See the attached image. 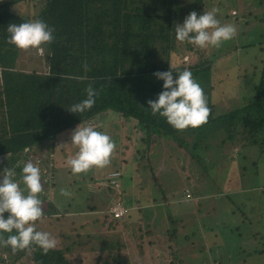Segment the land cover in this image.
<instances>
[{
	"label": "trees",
	"instance_id": "trees-1",
	"mask_svg": "<svg viewBox=\"0 0 264 264\" xmlns=\"http://www.w3.org/2000/svg\"><path fill=\"white\" fill-rule=\"evenodd\" d=\"M256 1L264 4V0ZM29 10L31 14L27 15ZM203 10V0H0V170L13 168L18 180L25 160L31 159L39 165L42 191L38 196L43 216L34 222L36 230L47 231L41 230L40 225L48 218L50 234L55 232L51 226L54 223L49 220L56 211L55 205L46 198L49 187L56 181L53 178L64 154L61 151L65 146H72L69 144L71 134H68L80 121L97 125V130L106 132L112 140L120 139L119 132L126 128L129 134L137 135L141 148L172 142L197 160L201 158L200 152L210 147L224 151L238 148L244 160L249 154L255 157L263 154L264 59L260 60L259 81L247 86L241 94V103L230 112L216 115L214 94L219 92V97H228L234 75H239L238 80L242 77L245 80L246 75L240 69L235 74L230 72L235 69L236 62L234 65L229 59L232 50L225 45L201 49L174 39L175 24L181 23L189 12L199 15ZM235 14L230 15L231 18H239ZM33 18L42 19L53 29V42L43 53L34 49L21 50L6 41L8 24ZM257 18V21L264 20V17ZM234 40L235 36L226 42ZM258 45L262 49V42ZM237 48L234 46V50ZM186 55L189 59L184 61ZM192 57H196L195 60ZM251 67L254 69L256 65ZM184 69L192 72L202 88L209 114L202 125L178 130L163 117L153 115L146 102L154 100L161 91L163 82L153 76L154 72L172 70L175 74ZM80 75L86 79L69 78ZM89 83L98 92L93 106L86 112H69L70 105L85 98L84 89ZM105 112L118 114L123 119L120 124L116 123L115 135L103 128L106 124L100 125ZM229 157L226 156V163H230ZM68 172L71 173L69 169ZM119 177L121 179V172ZM114 191L117 194L111 204L121 203L129 209L120 190ZM165 213L166 220L174 226L173 218ZM66 215V211L62 212V217ZM103 215L104 220L108 217V221L115 223L124 219H113L108 211ZM80 218L77 217L78 225L70 224V232L60 229L52 235L56 238V247L47 253L37 247L15 252L1 247L0 264H72L73 255L80 247L78 231L89 225H79ZM141 230L144 237L151 236L150 229ZM175 233L174 228L171 233L160 232L154 237L163 234L167 240L175 238L176 243L180 234ZM252 235L259 242L255 252L263 255L264 233L255 230ZM162 243L159 238L149 242L159 249L158 258L170 250L168 244L160 247ZM148 253L143 246L140 254ZM167 256L175 258L172 252ZM141 262L152 264L150 256L142 257ZM209 263L220 264L216 260Z\"/></svg>",
	"mask_w": 264,
	"mask_h": 264
},
{
	"label": "rangeland",
	"instance_id": "rangeland-1",
	"mask_svg": "<svg viewBox=\"0 0 264 264\" xmlns=\"http://www.w3.org/2000/svg\"><path fill=\"white\" fill-rule=\"evenodd\" d=\"M203 1L205 11L216 7L221 23L235 25V40L224 42L220 47L225 45L232 50L229 59L236 65L234 63L235 71L230 72L235 74L240 69L246 75L245 80L244 77L238 80L239 75H234L228 97L223 99L219 92L214 94L218 115L235 109L247 86L259 81L260 60L264 59V20L257 21V17H264V4L256 0ZM251 10L250 14L248 11ZM234 12L239 18H231ZM30 14L31 10L27 12ZM260 42L262 49L258 45ZM234 46L238 47L237 50ZM209 53L210 56V50ZM192 58L195 60L196 57ZM188 59L186 55L184 61ZM252 64L256 65L254 69ZM220 107L223 108L218 109ZM103 117L100 125L106 124L103 128L115 135L116 123L120 124L123 119L112 112H105ZM120 134V139L113 140L115 149L107 166L93 167L95 171L91 174L89 169L65 176V171L58 173L63 167L59 162L53 178L59 184V196L54 193L56 183L49 187L46 200L54 203L56 210L49 219L51 224L54 223L51 226L55 231L50 235L60 229L70 232V224L78 223V214L85 215L79 225L89 223L88 227L78 231L80 247L73 255L72 264H143L141 259L147 256L151 257L152 264H168L170 261L172 264H210L211 260L220 264H264V253L255 252L259 242L252 235L255 230L264 233V152L256 157L249 154L244 160L240 158L243 152L240 153L238 148L231 147L228 149L230 153L225 154L228 151L210 147L200 152L201 158L197 160L172 142L141 148L137 144V135L129 134L126 128ZM61 152L68 157L75 148L65 146ZM227 155L231 158L230 163H226ZM87 184L92 187L90 191ZM61 188L72 195L62 196ZM111 188L120 190L124 201L130 205L126 217L118 223L109 222L108 217L104 220L103 214L113 207L107 206L117 194ZM64 211L67 215L62 217ZM165 212L173 218L174 226L166 220ZM86 215H96L97 218ZM47 219L42 221L40 229L50 233ZM141 228L143 231L150 229L151 236L144 237ZM174 228V235L180 234L176 238L177 244L175 238L167 240L163 234L154 237L160 232L171 233ZM157 238L163 242L160 247L168 244L170 248L161 258L156 256L159 249L149 244ZM89 243L93 245L89 246ZM142 245L149 255L140 254ZM250 250L254 252L251 255L247 253ZM171 252L174 259L167 256Z\"/></svg>",
	"mask_w": 264,
	"mask_h": 264
},
{
	"label": "clouds",
	"instance_id": "clouds-1",
	"mask_svg": "<svg viewBox=\"0 0 264 264\" xmlns=\"http://www.w3.org/2000/svg\"><path fill=\"white\" fill-rule=\"evenodd\" d=\"M218 9L212 7L201 14L189 12L181 23L174 26V39L198 48L219 47L236 35L233 23H221ZM6 41L21 50L34 49L43 53L53 42V29L40 18L20 23H10L5 28ZM85 71L87 66L85 65ZM153 76L162 81L161 91L147 106L153 115L163 117L175 129L196 128L206 122L209 108L199 83L188 69L173 73L172 70L156 71ZM85 80L83 75L69 77ZM85 98L70 105L71 113L89 110L98 95L89 83L84 89ZM70 145L75 152L66 157L65 166L72 174H80L90 168H103L109 164L115 143L104 131L97 130L91 122H81L73 129ZM13 168L0 170V247L11 251L37 247L43 253L56 247V238L47 231L36 230L34 222L43 216L41 169L31 159L25 160L20 168L19 179ZM21 184L23 188H21ZM60 194L68 197L72 193L61 188ZM7 213L5 216L4 214Z\"/></svg>",
	"mask_w": 264,
	"mask_h": 264
},
{
	"label": "built area",
	"instance_id": "built-area-1",
	"mask_svg": "<svg viewBox=\"0 0 264 264\" xmlns=\"http://www.w3.org/2000/svg\"><path fill=\"white\" fill-rule=\"evenodd\" d=\"M189 194L186 195L188 198ZM108 213L112 215L113 219L125 218L128 213V208L121 205V203H114L113 207L108 209Z\"/></svg>",
	"mask_w": 264,
	"mask_h": 264
},
{
	"label": "crops",
	"instance_id": "crops-1",
	"mask_svg": "<svg viewBox=\"0 0 264 264\" xmlns=\"http://www.w3.org/2000/svg\"><path fill=\"white\" fill-rule=\"evenodd\" d=\"M113 116H114V115H111V117H113ZM114 149H115V148H114ZM64 160H65V156H63L62 159H60V163H61V165L63 166V169H62L61 171H59L58 173H62V171H65L64 174H65V176H66L67 174H72V173H69V172H68V168L65 166V164H64V162H63ZM94 171H95V170H94ZM94 171H93L92 168H90V174H91L92 172H94ZM67 176H70V175H67ZM55 183H56V184H55V187H54V193L57 194V192H58V190H59V184H58L57 181H55ZM66 186H67V185H66ZM70 187H71V186H70ZM87 188L89 189L88 191H90L92 187H91V185H90V186H87ZM88 191H86V192H88ZM57 195H58V194H57ZM58 196H59V195H58ZM60 197H61V196H60ZM111 205H113V204H111V202H110L109 205H108L107 207H109V206H111ZM128 207H129V206H128ZM79 208H80V207H79ZM79 208H78V209H79ZM78 209H76V210H78ZM107 209H108V208H107ZM66 214H67V213H66ZM81 214H82V213H81ZM78 215H79V217H81V218L84 217V215H81V216H80V214H78ZM81 218H80V220H81Z\"/></svg>",
	"mask_w": 264,
	"mask_h": 264
}]
</instances>
